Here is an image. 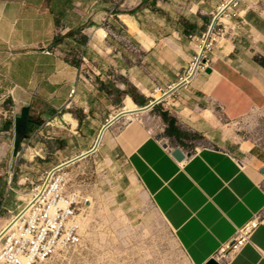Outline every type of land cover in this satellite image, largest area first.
<instances>
[{"label": "crops", "instance_id": "0c3cea01", "mask_svg": "<svg viewBox=\"0 0 264 264\" xmlns=\"http://www.w3.org/2000/svg\"><path fill=\"white\" fill-rule=\"evenodd\" d=\"M222 1L0 0V105L11 107L4 111L9 115L1 133L12 135V151L31 143L32 167L43 175L56 167L50 135L56 120L96 135L102 108L114 107L118 94L129 96L135 88L150 102L148 93L157 84L177 83L198 52L190 36L208 31ZM233 24L238 27L207 53L205 70L194 74L188 89H178L163 111L178 114L182 105L191 111L219 109L226 121L253 116L262 130L264 0H242ZM81 55L87 63L74 59ZM72 89L76 94L70 98ZM124 107H133L127 98ZM113 142L190 264L213 257L222 264H264V224L242 251L218 258L236 230L264 214V141L235 142L247 155L243 162L224 146H172L133 120ZM177 147L184 161L173 156ZM24 175L17 186L39 180Z\"/></svg>", "mask_w": 264, "mask_h": 264}, {"label": "rangeland", "instance_id": "374dc122", "mask_svg": "<svg viewBox=\"0 0 264 264\" xmlns=\"http://www.w3.org/2000/svg\"><path fill=\"white\" fill-rule=\"evenodd\" d=\"M152 93H148L150 99ZM126 96L118 94L114 107L102 108L99 131L112 115L125 112ZM105 104L109 105L107 101ZM182 107L178 114L166 113L174 117L176 126L188 134L184 137L167 135L169 124L162 117L165 112L163 104L135 115L134 121L143 122L157 138L172 146L180 144L189 150L210 145L224 146L233 149L243 162L247 161V155L239 153L238 144L234 143L239 140L264 141V116L260 131L259 121L253 116L226 121L219 109L211 111L204 107L191 111L184 109V105ZM10 108L9 104L0 105V226L28 199L31 182L22 180V185L17 186V178L24 177V174L34 179L42 176L40 169L32 167V155L28 149L32 144L28 143L23 151L16 153L12 151V135L1 133L9 115L6 113L5 116L4 111L8 112ZM67 121L74 126V122ZM55 123L50 127V135L55 139L51 143L55 166L93 149L100 135L98 131L96 135L86 136L78 125L72 128L61 120ZM128 123L126 117H120L107 127L94 153L67 167V191L78 202L76 208L82 241L75 248L60 251L55 264H190L173 231L131 174L126 157L114 147L113 139Z\"/></svg>", "mask_w": 264, "mask_h": 264}, {"label": "built area", "instance_id": "2783aa9c", "mask_svg": "<svg viewBox=\"0 0 264 264\" xmlns=\"http://www.w3.org/2000/svg\"><path fill=\"white\" fill-rule=\"evenodd\" d=\"M241 1L223 0L212 12L213 22L208 31L200 37L190 36L197 43L196 56L177 83L166 87L157 84L153 88L150 103L158 106L168 102L178 89H188L198 70H205L208 63L205 65L201 60L217 49L228 30L234 31L238 27L233 24V17ZM80 59L83 63L88 62L84 55ZM80 78L86 83L90 82L83 72ZM75 94L76 89H72L70 98ZM156 95H160V98ZM68 183L67 167L61 165L44 171L36 183L31 182L28 199L18 207L16 214L12 213L0 226L1 234L8 228L7 225L14 222L0 237V264H55V257L60 251L81 244L80 216L76 208L78 202L68 193ZM263 224L264 214H258L236 230L228 244L218 251V258L228 260L242 251Z\"/></svg>", "mask_w": 264, "mask_h": 264}, {"label": "water", "instance_id": "95a60500", "mask_svg": "<svg viewBox=\"0 0 264 264\" xmlns=\"http://www.w3.org/2000/svg\"><path fill=\"white\" fill-rule=\"evenodd\" d=\"M201 63H203V64L206 65V64H207V59H206V58H203V59L201 60ZM211 71H212L211 68H208V69L206 70L207 73H210ZM154 106H155L154 103H150V104H148V105H146V106L140 107V109H142L143 111L148 112V111L152 110V109L154 108ZM120 117H121V116H120ZM120 117H119V118H120ZM119 118H117V119H119ZM117 119H116V120H117ZM114 122H115V120H114V121H111V122H108V124L105 125V126L103 127V129L101 130V134H100V136H99V139H98L97 143L95 144V146L93 147V149H91L90 151H88V152H86V153H83V154H81L80 156H78V157H76V158L70 160L68 164H70V163L73 164V163L77 162L78 160H81V159H83V158L89 156L90 154L94 153V152L97 150V148H98V146H99V144H100V139H101V137H102V135H103V132L105 131V129H106L108 126H110V125H111L112 123H114ZM166 146H167V145H166ZM173 156H174L178 161H184L185 158H186L185 154L183 153V151H182V149H181L180 147H177V148H174V149H173ZM63 167H65V166H63ZM206 264H222V263H221L219 260H217L215 257H213V258H211Z\"/></svg>", "mask_w": 264, "mask_h": 264}, {"label": "trees", "instance_id": "16d2710c", "mask_svg": "<svg viewBox=\"0 0 264 264\" xmlns=\"http://www.w3.org/2000/svg\"><path fill=\"white\" fill-rule=\"evenodd\" d=\"M126 98L129 100V102L133 105L134 108L139 109V106H145L148 103V100L141 95L140 93L137 92L135 88H129ZM162 117L167 123L169 124V129L167 130V135H175L176 137H184L187 136L188 134L180 130L176 126V119L174 117H171L168 113L163 112Z\"/></svg>", "mask_w": 264, "mask_h": 264}, {"label": "bare ground", "instance_id": "6f19581e", "mask_svg": "<svg viewBox=\"0 0 264 264\" xmlns=\"http://www.w3.org/2000/svg\"><path fill=\"white\" fill-rule=\"evenodd\" d=\"M156 97L157 98H160V95H156ZM142 113H146V111H143L142 109H135V110H132V109H128V108H125V112L124 113H121V114H119V115H112L111 116V119L109 120V122H111V121H117L118 119L117 118H119L120 116L121 117H126V119L127 120H129L130 122L131 121H133L134 120V116L135 115H137V114H142ZM117 119V120H116ZM113 124V123H112ZM111 124V125H112ZM107 129V128H106ZM106 129H105V131H106ZM105 131L103 132V135H102V137H101V139H100V142H101V140H102V138H103V136H104V133H105ZM101 134V133H100ZM100 136V135H99ZM99 139V138H98ZM98 141V140H97ZM69 163V162H68ZM68 163H65V164H63V165H61V166H65V167H68V166H70L72 163H70V164H68ZM14 222L12 221L9 225H7L6 227H11L12 226V224H13ZM8 228H5V230L3 231V233H1L0 234V237L8 230Z\"/></svg>", "mask_w": 264, "mask_h": 264}]
</instances>
